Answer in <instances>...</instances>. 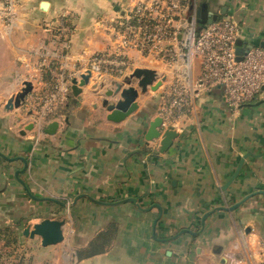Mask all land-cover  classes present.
Masks as SVG:
<instances>
[{"label": "crops", "instance_id": "obj_1", "mask_svg": "<svg viewBox=\"0 0 264 264\" xmlns=\"http://www.w3.org/2000/svg\"><path fill=\"white\" fill-rule=\"evenodd\" d=\"M139 1L20 0L12 24L0 20V152L26 160L20 179L33 197L64 204L31 200L14 177L23 163L0 162V228L11 227L22 240L23 230L40 220L65 222L59 245L44 248L38 237L21 241L28 247L22 251L24 264H231V258L254 253L256 242L264 240L262 195L233 212H214L203 226V216L215 208L264 192V90L236 114L220 90L201 94L163 155L158 141L144 139L156 118V91L140 96L138 111L119 124L108 122L101 107L113 80L122 82L133 70L148 68L168 81L177 69L147 63L135 52L118 72L91 70L81 94L41 128L25 131L32 122L24 104L6 109L25 82L32 84V93L40 82L51 81L45 64L69 81L91 69L94 57L112 53L113 29L131 17ZM42 3L48 4L45 11ZM204 3L210 12L238 22L245 44L264 47V0H200L199 6ZM60 26L68 31L59 33ZM199 73L194 61L192 74ZM54 121L56 134H44ZM247 153L261 157L247 158L222 192ZM78 196L104 205L87 198L74 203ZM128 199L143 210L120 203ZM111 223L116 233L108 250L78 260L77 252Z\"/></svg>", "mask_w": 264, "mask_h": 264}, {"label": "built area", "instance_id": "obj_2", "mask_svg": "<svg viewBox=\"0 0 264 264\" xmlns=\"http://www.w3.org/2000/svg\"><path fill=\"white\" fill-rule=\"evenodd\" d=\"M19 1L0 0V20L12 24ZM199 4L200 0L139 1L131 17L113 29L114 51L91 60L89 71L118 72L128 65L130 52L147 63L177 66L172 77L156 91V117L161 119V131H180V123L201 94L220 90L225 105L236 114L264 89V48L245 44L247 53L238 62L235 43L242 40L239 23L222 17L196 32ZM67 31L60 26L59 33ZM194 61L200 66L197 77L192 74ZM44 67L51 81H38L40 88L24 101L32 124L39 128L55 118L70 96L68 81L48 64ZM231 264H264V240L257 241L254 253L231 258Z\"/></svg>", "mask_w": 264, "mask_h": 264}, {"label": "water", "instance_id": "obj_3", "mask_svg": "<svg viewBox=\"0 0 264 264\" xmlns=\"http://www.w3.org/2000/svg\"><path fill=\"white\" fill-rule=\"evenodd\" d=\"M42 10H46L48 7L47 3H42L41 5ZM223 14V13H221ZM219 17V14L213 13L209 11L208 5L206 3L199 6L195 23L197 25L196 32H199L202 28H205L208 25H211L215 22ZM235 54L236 60L240 62L243 57L247 53V46L242 40H237L235 43ZM264 48V47H262ZM92 76V72L87 70L84 73H81L77 76L72 77L68 83L70 85V93L73 97H78L81 92L82 88L87 86L89 80ZM160 74L157 73L155 70L148 69V68H137L133 70V72L125 77L122 82L120 81H112L111 87L108 88L106 92H104L101 96V107L108 113L106 116V120L113 124H119L129 118L131 115L138 111V98L140 96H144L147 92L152 91L155 92L162 84L164 79H160ZM264 90V89H263ZM32 91V84L30 82H25L23 84L22 89L12 98L7 101L6 109H19L25 101V98L31 93ZM59 123L58 122H51L49 123L45 130L44 134L48 136H54L58 130ZM34 129V125L30 124L29 127L25 129V131H31ZM25 131L22 132V135L25 134ZM178 133L175 130H165L161 131V119L156 117L152 121L148 123V128L145 133L144 139L146 143H150L152 141H158L157 152L161 155L168 152L171 148L173 141L178 137ZM258 158L261 156H256L251 153L245 154L238 162V165L230 177V179L226 182V184L221 188V191H226L229 186L235 181L238 177L244 162L247 158ZM0 158L7 161V162H15L20 161L23 163V168L21 170L16 171L14 177L15 180L22 186L25 190L26 194L31 198L33 201L38 202H52L59 205H64L57 200L44 198L38 199L33 197L28 189L26 188L25 184L20 179V175L24 174L27 169V162L24 158H9L3 153L0 152ZM262 195L264 196V192H257L252 195L246 196L240 202L230 206V207H219L215 208L213 211L208 212L203 216V226L204 221L206 218L213 214L216 211H223V212H233L238 209L242 204H244L250 198ZM81 198H87L91 202L95 204H103L101 202L95 201L88 196H78L74 203H76ZM120 203H132L135 207L142 211L143 209L137 204L135 199H128L122 201ZM104 205V204H103ZM158 209H160L157 206ZM161 211V210H160ZM157 221L153 224V232L155 229ZM65 226V222L63 220H55V219H43L40 220L38 223L34 224L32 227H27L23 230L22 235L29 239H34L38 237L40 239V244L42 247H50L56 246L64 242V232L63 228ZM186 232V231H185ZM188 232V231H187Z\"/></svg>", "mask_w": 264, "mask_h": 264}, {"label": "trees", "instance_id": "obj_4", "mask_svg": "<svg viewBox=\"0 0 264 264\" xmlns=\"http://www.w3.org/2000/svg\"><path fill=\"white\" fill-rule=\"evenodd\" d=\"M219 17L218 19H221V17L220 18ZM69 98H72L71 94ZM0 162H4V160L0 158ZM115 233H116L115 224L113 223L109 224L101 233H99L89 243L86 249L77 252L78 260L87 259L105 253L108 250ZM0 239H5V244L7 246L10 245L13 246L17 244L19 240L11 227L0 229Z\"/></svg>", "mask_w": 264, "mask_h": 264}, {"label": "rangeland", "instance_id": "obj_5", "mask_svg": "<svg viewBox=\"0 0 264 264\" xmlns=\"http://www.w3.org/2000/svg\"><path fill=\"white\" fill-rule=\"evenodd\" d=\"M1 228H6V227H1ZM20 234H21L20 230L17 231V235H20ZM18 239H19V243L13 246L12 245L7 246L5 244V239H0V264H24L23 260H25L26 257L22 255L23 254L22 251L28 250V247H26V244L21 241L27 238H23L21 240V237H19ZM256 245H257V242H256ZM6 250H11L13 252L12 254H9L8 251ZM26 262L28 261H25V264Z\"/></svg>", "mask_w": 264, "mask_h": 264}]
</instances>
